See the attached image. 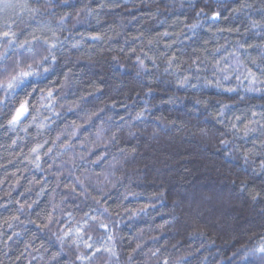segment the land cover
<instances>
[{
    "label": "clouds",
    "instance_id": "1",
    "mask_svg": "<svg viewBox=\"0 0 264 264\" xmlns=\"http://www.w3.org/2000/svg\"><path fill=\"white\" fill-rule=\"evenodd\" d=\"M0 264H264V0H0Z\"/></svg>",
    "mask_w": 264,
    "mask_h": 264
}]
</instances>
